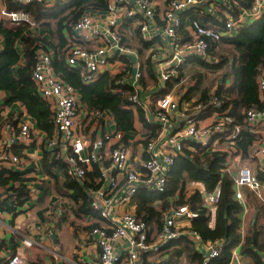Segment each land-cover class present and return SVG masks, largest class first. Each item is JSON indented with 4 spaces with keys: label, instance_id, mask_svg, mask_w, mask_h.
<instances>
[{
    "label": "built area",
    "instance_id": "2783aa9c",
    "mask_svg": "<svg viewBox=\"0 0 264 264\" xmlns=\"http://www.w3.org/2000/svg\"><path fill=\"white\" fill-rule=\"evenodd\" d=\"M5 1L6 8L1 11L4 19L29 23L32 29L38 27L28 12L10 11ZM11 1L51 7L69 0ZM218 3L219 0H108L106 8L85 10L70 24L71 31L66 30L69 39L66 60L70 66L79 69L83 83L96 81L104 72L114 73L112 76L117 77L111 90L126 95L130 103L127 108L141 107L146 120L163 130L145 143L140 167L130 164L133 155L127 133L117 127L113 114L108 109H91L82 100L80 91L58 75L52 49L40 45L37 50L32 79L53 112L55 126L53 135L45 140V150L51 158L65 164L58 166L62 175L82 182L89 167L95 164L100 167L97 183L100 186L89 189L92 209L108 221L107 225L94 226L90 230L100 248L98 264H158L161 259L148 260V256L161 255L165 245L182 236L189 238L201 252L203 264H209L223 251L224 239L205 241L192 229L191 222L199 212L188 204L171 206L164 213L160 229H152L135 209V196L141 188L154 192L167 190L170 171L188 142L198 141L211 150L226 151L228 159L240 155L237 142L243 125L234 124L231 105L223 106L217 89L202 97L186 96L185 90L176 93V88L188 78L181 76V70L192 61L191 58L212 62L214 42L234 35L264 14V0H251L247 6L235 0L239 9L235 12L233 7L228 8L224 15L218 10ZM190 10L210 20L203 22L200 17L191 18V33L186 38L182 31L183 14ZM125 25L149 45L148 57L161 87L171 84L168 93L161 92L158 96L150 92L142 79V71L132 74L128 68L134 64L133 57H138L139 52L126 40ZM157 39L161 41L157 43ZM116 54L126 57L123 68L112 60ZM258 87L262 106H252L243 112L245 127L257 136L253 157L264 161V68L258 76ZM3 124L7 135L0 159L18 164L20 156L15 153V146L28 145L37 129L29 119L20 120L17 125L8 120ZM167 130L169 133L164 132ZM188 148L196 150L191 145ZM234 183L235 196L243 204L245 188L264 204V181L254 169L246 165L240 167ZM199 190L202 203L211 215L210 225H213L221 187L207 190L204 186ZM3 201L4 196L0 194V214ZM121 206H128V210L120 213ZM262 234L264 236V227ZM24 243L32 246L33 240L27 238ZM5 264L31 263L19 254H12Z\"/></svg>",
    "mask_w": 264,
    "mask_h": 264
},
{
    "label": "trees",
    "instance_id": "16d2710c",
    "mask_svg": "<svg viewBox=\"0 0 264 264\" xmlns=\"http://www.w3.org/2000/svg\"><path fill=\"white\" fill-rule=\"evenodd\" d=\"M250 1H246L247 5ZM107 3L108 0H69L48 7L38 3L21 4L7 0L8 10L28 12L38 26L49 33V36L37 35L29 23H14L4 18L0 22V90L7 93L4 105H11L15 102L24 105L36 126L46 133V137L52 136L55 130L53 112L48 102L38 93L32 79L40 45L53 50L56 72L80 91L82 100L91 109H108L113 114L117 127L126 133L136 129L135 111L132 107H126L130 104L127 96L111 90L110 86L115 84L117 76L104 72L96 81L85 84L81 79L79 69L70 66L66 60V48L69 44L66 30L71 31L70 24L76 21L85 10L95 7L104 9ZM211 55L213 56L212 62L200 58L196 60L213 70L225 69L222 82L217 86V94L223 99V106L231 105V114L235 116L234 124L243 125L240 139L237 142V153L242 159H246L255 149L257 136L247 126L245 127L243 111L252 106H262L258 76L264 68V14L240 28L234 35L214 42ZM190 60H195V57ZM202 79L203 76L200 74L198 81L201 82ZM228 82H230L229 85H227ZM125 88L132 90L130 86ZM192 88L191 90H194ZM207 91H204V95ZM186 96H189V93H186ZM138 114L144 127L150 128L153 132L152 136H155L158 127L146 120L141 107H138ZM8 121L17 124V121L9 119ZM149 139L144 142H148ZM190 145L196 150H190L188 148ZM50 155L45 151L43 165L46 172L53 175L52 168L59 165L65 166V164L51 158ZM227 162L228 152L211 150L198 141L188 142L170 171L166 191L154 192L141 188L137 192L135 196L136 213L152 229H160L164 213L171 206L188 204L191 209L199 212V215L191 222L192 229L196 230L205 241L224 239L226 242L220 256L212 259L209 264H228L232 259L234 248L240 244L242 253L251 257L254 264H264L263 228L255 226L243 237L240 228L243 222L244 204L235 196L234 176L226 171ZM93 166V173L89 175L99 178L100 167L97 164ZM5 172L9 171L4 169L0 172V183L3 184L11 179H19L21 175L13 171L3 180ZM86 178L80 187L98 188L100 186V183L90 185ZM189 181L202 182L207 190H213L220 185L221 195L213 225H210L211 215L202 203L200 190L197 189L187 196L185 188ZM178 191L179 195L176 200ZM28 192L25 183L22 188H12L9 193L16 197L18 203H22L28 198ZM80 192L78 190L75 194V197H81L83 200L80 208L87 213L93 212L90 195L86 191L81 194ZM157 202H161L162 205L158 207ZM94 213L96 214L95 211ZM163 248L169 257L158 264H180L184 256L189 263L203 264L201 252L185 236L169 242Z\"/></svg>",
    "mask_w": 264,
    "mask_h": 264
},
{
    "label": "crops",
    "instance_id": "0c3cea01",
    "mask_svg": "<svg viewBox=\"0 0 264 264\" xmlns=\"http://www.w3.org/2000/svg\"><path fill=\"white\" fill-rule=\"evenodd\" d=\"M234 1L227 0L226 4H224L223 1L219 0V12L224 15L226 10L231 7L236 12L239 7L234 4ZM239 1L242 5L247 6V0ZM161 7H164V4ZM4 8H6V1L0 0V22L4 18L1 15V11ZM193 17H200L203 22L210 20L206 16H200L194 10L184 13L182 31L185 33L186 38H189L191 33L190 20ZM123 28L126 32L127 36L125 38L129 45L137 48L139 52L138 57H133L134 64L128 67L132 71V74L137 70L142 71V79L147 85V89L150 92H154L155 95L161 92L168 93L171 89V84H167L166 88L161 87V82L158 81L157 74L153 70L148 57L149 45L143 43L137 32L131 30L129 26L125 25ZM33 30L34 33L42 37L49 36V33L40 26L33 28ZM159 41L161 40L157 39L156 42L159 43ZM125 58L124 55L116 54L112 60L115 64L123 68L124 62L127 61ZM110 74L114 75L111 72ZM220 79L217 80L216 85L211 90L217 89L219 83L222 82ZM229 84L230 82L227 83V85ZM187 92L189 96L204 95V93L191 89H188ZM6 96L7 93L0 90V155L5 147L4 143L7 135L3 128L4 121L9 119L17 121L18 124L20 120L29 119L33 122L37 131L32 135L28 145L15 146L14 151L20 156V163L14 164L11 161L0 159V172L4 171V169L9 171L4 173L3 180L9 177L13 171L21 174L19 179H11L5 184L0 183V194L4 196L3 210L0 214V264L6 263L7 257L12 254L21 255L31 264H98L100 248L96 243V238L90 235V230L94 226H105L108 224V221L102 219L97 211H95L97 215L94 211L88 213L82 211L80 207L83 204V200L81 197H75L78 190L81 191L80 194L84 191L89 194V189L93 187H80L83 184L82 181L62 175L58 166L52 168L53 175L46 172L43 165L46 151V133L36 126L35 121L30 117L24 105L20 102L4 105ZM134 111L136 129L133 132L127 133L126 138H128L127 140L131 145V149H133V157L130 164L134 167H140V161L143 158L142 154H144V141L150 138L153 132L150 128L144 127L140 121L138 108L136 110L134 109ZM156 130L157 134L163 131L161 129L158 130V128ZM164 132H168V130ZM256 149L257 147L255 146L250 157L254 156ZM241 161V155L230 157L227 163V171L230 173L232 171L234 173L237 172L238 165L241 164ZM259 162L260 166L258 170L256 171L255 169L254 171L264 181V161L259 160ZM93 170L94 166L88 168L86 179L90 185L97 184L99 179L95 175H89L93 173ZM121 178V175H119V179ZM25 183L29 190L28 198L24 202L18 203L16 197L9 192L12 188H22ZM203 187L204 184L202 182H187L185 188L187 196ZM244 193L246 195L244 199L245 208L243 222L240 228L243 237L255 226L264 227V204L256 198L251 190L245 188ZM178 195L179 191L176 194V200L178 199ZM125 210H128V206H121L118 209L120 213ZM248 211L249 214L247 216ZM246 217L248 224L246 223ZM27 238L33 240L32 246L24 243V240ZM41 247L45 248L44 255L39 253V248ZM168 257L169 255L165 250L161 255H149L148 260L154 261L159 258L165 261ZM180 264L192 263H189L184 256ZM228 264H254V262L251 257L242 253L240 244L234 248L233 257Z\"/></svg>",
    "mask_w": 264,
    "mask_h": 264
},
{
    "label": "rangeland",
    "instance_id": "374dc122",
    "mask_svg": "<svg viewBox=\"0 0 264 264\" xmlns=\"http://www.w3.org/2000/svg\"><path fill=\"white\" fill-rule=\"evenodd\" d=\"M197 57H195V60L189 61L185 64V66L182 68L181 70V76L182 77H188L187 80H185V82H183L178 88H176V93H179L180 90H187L191 89L193 86H198L196 88H192L200 93H204V91H207L208 88L209 90L207 91V93L216 85L217 80H219L225 69H219V70H213L203 64H201L199 61L196 60ZM202 74L203 79L201 82L198 81L199 79V75ZM222 80V78L220 79V81ZM193 90V91H194ZM188 93V92H187ZM158 96L161 93H156ZM202 97V95L200 94L199 97ZM141 131V130H140ZM133 152V149H132ZM249 166L252 169H256V171L258 170V167L260 166V162L259 159L255 158V157H248L246 159H242L241 164L238 165V169L237 172L234 173V171H232L230 173V175H236L240 169V167L242 166ZM158 203V207H160L162 205L161 202H157ZM249 214V211L247 212V216ZM244 216V214H243ZM250 218V217H249ZM246 223L248 224V219L246 217ZM258 226H260L258 224ZM45 252V248L41 247L39 248V253L44 255Z\"/></svg>",
    "mask_w": 264,
    "mask_h": 264
}]
</instances>
